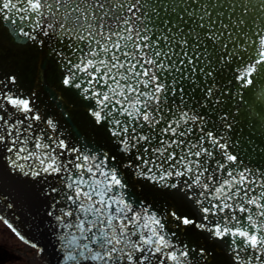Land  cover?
Returning <instances> with one entry per match:
<instances>
[{"label": "snow or ice", "instance_id": "obj_1", "mask_svg": "<svg viewBox=\"0 0 264 264\" xmlns=\"http://www.w3.org/2000/svg\"><path fill=\"white\" fill-rule=\"evenodd\" d=\"M5 41L0 165L58 264H264V0H0Z\"/></svg>", "mask_w": 264, "mask_h": 264}, {"label": "water", "instance_id": "obj_2", "mask_svg": "<svg viewBox=\"0 0 264 264\" xmlns=\"http://www.w3.org/2000/svg\"><path fill=\"white\" fill-rule=\"evenodd\" d=\"M0 59L11 65L14 61L21 66L25 60L22 53L16 52L12 45L5 41V48L0 51ZM38 189L25 183L22 178L9 174L8 170L0 165V206L10 217L13 225L29 240L42 246L47 259L51 264H58L57 240L50 235L52 229L44 215L45 206L37 195ZM6 203L12 208H6ZM0 255L4 251L0 249Z\"/></svg>", "mask_w": 264, "mask_h": 264}, {"label": "flooded vegetation", "instance_id": "obj_3", "mask_svg": "<svg viewBox=\"0 0 264 264\" xmlns=\"http://www.w3.org/2000/svg\"><path fill=\"white\" fill-rule=\"evenodd\" d=\"M5 250V256L0 257V264H14V261H18L21 264H48L44 260V256L37 253L36 249H33L29 244L13 243L6 246H0Z\"/></svg>", "mask_w": 264, "mask_h": 264}, {"label": "rangeland", "instance_id": "obj_4", "mask_svg": "<svg viewBox=\"0 0 264 264\" xmlns=\"http://www.w3.org/2000/svg\"><path fill=\"white\" fill-rule=\"evenodd\" d=\"M1 212H4V209L0 207V213ZM13 243H20V240L6 227L3 221H0V246L2 247ZM14 264L21 263L14 261Z\"/></svg>", "mask_w": 264, "mask_h": 264}]
</instances>
